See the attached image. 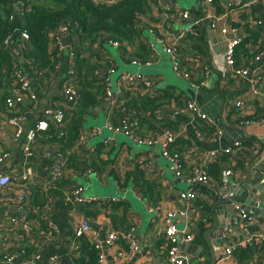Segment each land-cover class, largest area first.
I'll use <instances>...</instances> for the list:
<instances>
[{"label":"crops","instance_id":"obj_1","mask_svg":"<svg viewBox=\"0 0 264 264\" xmlns=\"http://www.w3.org/2000/svg\"><path fill=\"white\" fill-rule=\"evenodd\" d=\"M232 1L213 0L209 3L207 0H167L174 11V17L170 20L174 26L184 28L203 15L216 19L213 20L216 28L210 27L212 19L195 24L198 35L180 41L179 61L181 66L190 72L188 80L175 77L176 81L173 79L169 81L166 68L169 64L171 68L170 57L165 55V58L157 49H155L157 54H153L148 49V43L152 42L147 29L152 28L157 34H161L163 20L160 11L150 1L148 2L149 10L140 21V26L143 28L141 35L126 42L124 47L121 46L115 50L116 55H112L103 45L97 46L90 43L91 46L85 45L82 48L84 50L82 56L87 59L93 62L96 59L100 62L111 60L117 68L115 73H118V77L115 80L114 92L120 108L123 105L121 101L123 90L118 85L119 76L123 72H130L122 68H126L133 58L140 59L144 56L146 59L149 58L150 64L141 68L130 64L144 77V83L135 86V88L139 87V90L135 91V88H131L134 91L130 95L131 98H136L139 91L143 95L150 96L156 104L160 105L152 114L147 110L141 112L139 118L131 116L133 135L153 137L160 141L163 131L173 132L175 134L173 148L181 156L182 170L185 175H190L193 167L203 166L214 183L220 179L223 171L230 169L232 171L229 178L230 187L232 189L237 187L235 199L254 215L252 223L240 222L232 226L225 238L221 236L222 243L219 246L214 234L208 231L214 229L216 224L218 226L226 224V221L232 218L234 209L230 203L219 198L212 183H187L177 179L169 162L161 157L159 145L148 147L137 144L144 146L138 148L133 145L136 143H129V138L121 134H112L103 128L105 121L116 124L120 118L119 113H115L118 107L113 109L102 95L91 109L92 116L84 117L85 120L83 119L82 122L84 124V121L89 118L92 122L89 127H102L101 134L90 139L86 146L71 152V155L79 162H94L93 167L99 174L96 176L82 175L79 170L78 172L66 170L64 181L65 185L79 183L83 187V182L87 181L88 185L86 189L84 188V194L103 200L85 205L89 207L88 210L96 212L95 215H87V218L92 229L99 233L101 239L105 238L107 230L111 228H135L139 248L126 257L127 264H165V225L162 216L174 210L184 213L177 219V228L186 227L193 231L194 239L191 244L206 252L202 258H199L197 256L199 250H192L194 264L210 262L208 247L213 244L219 247H217L219 257L215 264H264L263 241L254 245L255 248L252 249L247 259L237 257L236 250L229 258H225L221 252L229 243L242 240L250 234H264V214L253 212L257 203L264 197V124L245 125L239 121V118H249L264 112V77L258 93H254L249 79L252 71L260 63L250 64L249 61L242 65L249 68V73L245 77L231 75L221 77L219 73L227 39L235 36L241 39L247 34V28L255 26V21H259L264 15V0L255 4L259 5V8L253 5L244 10H230ZM178 10H187L189 19L187 21L181 19L177 13ZM222 27L235 28L236 32L223 35L220 32ZM257 43L262 44V60L264 61V31L259 35ZM142 44L145 45L146 50L141 48ZM61 59L60 69L55 78L47 82L49 91L45 96H39L36 115L33 114L34 112L27 115L25 128L33 127L36 117L44 108L60 98L59 85L65 70L64 54ZM18 60L23 73L27 77H32L31 64L22 56ZM202 82L204 85L200 86ZM7 90L9 86L0 89V94ZM187 100L194 101L200 110L212 120V123L209 124L206 120L193 116L186 108ZM238 100L243 103L241 109L233 105V102ZM101 123H103L102 126ZM107 137L111 140L104 145L103 140ZM235 142H240V147L234 148L229 154L222 152ZM53 145L56 146V143ZM44 147H39L36 155L28 159L34 173L33 179L25 185L30 193V203H25L24 207L14 204L17 193L22 188L21 185L0 191V255L4 252H14L18 254L17 260L22 261L24 257H31L36 252L42 253L43 256L56 254L61 257V264H71L68 252L73 243L77 242L74 240V230L84 214L79 211L80 207L69 211L59 199L60 193H56L58 198L55 199L49 216L60 231L59 238L52 237V234L38 219L34 207L38 209L42 203L44 193L42 185L47 181L52 165L50 159L41 154ZM5 150L10 151V156L0 165V170L19 175L24 161L22 141L13 138L10 128L3 127L0 130V151ZM214 150L218 152L217 157L210 156V152ZM137 167L146 179L158 184L161 200L157 207H153L150 202L139 195L137 186L142 184L141 180L125 182L126 174ZM187 189L195 191L196 198L192 201L180 200L179 192ZM111 197L117 200L110 201ZM56 200H60L61 204L56 205ZM28 208L31 211L29 212L31 213L30 222L33 224L31 232L23 230L20 222V217ZM112 215L115 216L116 223L111 221ZM203 218L207 219L206 223L202 221ZM77 244L79 246L78 242ZM127 247L128 242L120 238L111 247L104 245L102 247L104 264H117V253L123 249L126 250ZM21 250L25 251V255L20 254ZM63 251L67 259H62Z\"/></svg>","mask_w":264,"mask_h":264},{"label":"built area","instance_id":"obj_2","mask_svg":"<svg viewBox=\"0 0 264 264\" xmlns=\"http://www.w3.org/2000/svg\"><path fill=\"white\" fill-rule=\"evenodd\" d=\"M28 1V0H27ZM94 4L112 5L117 0H90ZM155 5V7L160 11L163 16L161 25V34H157L154 29L148 28L147 32L150 37L155 40L162 52L168 55L171 59V70L173 75L178 79H190V72L183 68L179 61V45L180 41L187 37H195L198 35V31L195 29V24H201L212 19L210 23L211 28H216V23L211 18V16L203 15L194 23L181 28L174 26L172 20L174 11L171 9L170 4L167 0H148V2ZM213 0H207L211 3ZM261 0H233L230 5V10H244L250 8ZM17 14L21 16L23 14L24 5L21 3H15ZM177 13L181 19L187 21L189 19V12L187 10H178ZM12 18V16L10 17ZM220 32L223 35L228 33L236 32L235 28L227 29V27H222ZM69 23L60 22L54 29L49 33L50 37V49L51 52L55 53V57L58 59L54 63L52 71L49 72V76L42 75L46 73L44 68L38 65L31 64V69L33 71L32 77H27L20 68L19 53L22 52V44H28L29 35L26 31H21L20 41L21 43L16 45L13 43L12 34H8L2 42L1 47L9 54L11 59V64L9 66V96L5 98V110L0 113V130L3 127L10 128L11 134L14 139L22 141V151L24 156V161L21 165V171L19 175L10 174L5 171L0 170V191L5 190L12 186L21 185V190L17 193V197L14 204L19 207H24L25 203H30V193L28 192L25 185L33 179L34 173L32 166L28 162V159L36 155V150L41 146H45L42 156L50 159L52 165L49 169L48 179L42 185L43 190V200L40 207L34 209L37 211V217L40 222L46 227L47 231L52 234L55 239L59 238L60 231L52 221L49 216L50 209H52L53 203L57 196H54L50 191L54 189L55 183L63 178L66 171V164L69 159L71 152L77 150L82 146H86L87 142L101 134L102 127L110 131L112 134H121L134 143L139 145H146L152 147L159 145L160 155L171 165V169L177 179L184 180L187 183H203L210 184L212 179L208 174V171L203 166L193 167L190 175H185L182 170V159L179 153L171 152L168 150V145L175 140V134L170 130H165L160 135V141L153 137H139L132 133L131 129V116L133 111L126 112L124 108L121 111V117L118 123L114 124L110 121H105L102 127H89L84 128L83 124L79 128L78 135L74 140V144L70 149L61 150L59 145L54 146L53 144L40 143V139H48L51 135L49 131H55L58 137H61L64 133V128L69 119L70 114L77 107L79 100V95L77 91V83L81 79L76 71V50L79 46H91L89 41L81 42L77 37H69ZM64 37L69 39L68 45L63 44ZM105 41V40H104ZM240 37H231L227 39L224 52L222 53L221 61L222 66L220 67V76H238L245 77L249 73V68L247 66H235L234 60V49L239 43ZM104 44H108L115 50H118L122 45L119 41L106 39ZM93 45L100 46V43L94 42ZM148 49L154 54L156 53V47L153 43H148ZM65 55V70L62 75V80L59 85L60 98L54 100L49 106L44 108L39 116L36 117L33 127L25 128V121L27 115L34 112L36 115V109L39 106V96H45L49 91L47 87V82L55 78L56 73L60 69L61 56ZM157 54V53H156ZM263 51H259L254 55V57L249 62L253 64L255 62L260 63V65L254 69L250 75V84L252 91L258 93L259 87L263 81L264 77V61L262 60ZM218 62V60H215ZM130 64L136 68H141L150 64V61L141 62L138 58H133L130 60ZM37 66V67H36ZM224 66V67H223ZM223 67V68H222ZM115 65L111 60L101 62V66L92 72L91 78L103 77L102 84L104 85V98L109 102V104L115 108H119L120 104L117 103V96L115 92L111 90V80L110 75L116 72ZM42 77V78H41ZM41 78V79H40ZM140 83H144V77L139 73V70L131 72H123L119 76L118 85L124 90L125 86H130L134 88ZM204 82L200 84L203 86ZM119 92H121L118 89ZM186 108L189 110L193 116L199 119L206 120L207 123H212V120L203 113L200 108L192 100H187ZM233 105L237 109H241L243 103L238 100L233 102ZM34 115V116H35ZM240 123L245 125L253 124H264V112L261 115H252L249 118H239ZM110 137L103 140V144L107 145L110 142ZM240 142H235L231 147H228L222 151L223 153H232L234 148L240 147ZM217 150L211 151V157H217ZM10 156V151H0V165H2L5 160ZM90 162H87L85 166L82 167L80 174L82 175H94L96 176L98 171L94 169ZM232 171L227 169L222 172L220 179L215 181L214 186L216 188L217 194L221 200H226L234 209V214L232 218L223 226L221 236L224 238L229 233L232 226L238 225L240 222L250 224L254 221V215L247 211L240 202H238L235 197H237L236 188L232 189L230 186V176ZM84 187L79 183L65 185L60 193V200L63 205L67 207L69 211H74L80 206L86 204H92L97 201H103L95 196L85 195ZM135 193L137 194L136 190ZM178 198L183 201H192L196 198V193L193 190L181 191L178 194ZM110 201H116L117 198L111 197ZM105 202V201H104ZM259 203H257L258 206ZM28 208L25 213L20 217V222L22 229L31 232L33 229V224L30 222L31 212ZM261 209L264 211V200L262 201ZM35 213V212H32ZM184 214L181 211H169L163 214L162 220L165 225L164 228V241L166 245V259L165 264H194V256L187 253L181 248V244H189L194 239V232L190 231L188 228L178 229L177 219L179 215ZM161 217V216H160ZM203 222H207L206 218L202 219ZM80 237L87 238L93 249L97 252V263L104 264V254L102 247L105 245L111 247L120 238L128 242V247L126 250H121L117 253V264H127L126 257L139 248L135 237V228L130 227L128 229H114L111 228L107 230L104 239H101L99 233L92 229L90 221L84 215L80 218L75 230H74V240L76 241ZM260 241L264 242V234H250L242 240L234 241L225 246L223 254L225 258H229L233 255V252L237 249L253 248L254 245ZM78 242V241H77ZM73 243L68 255L71 264H76L73 261V255L77 254L78 244ZM20 254L25 255V251L21 250ZM18 254L14 252H4L0 255V264L10 263V264H61V257L56 254H51L48 256H43L42 253L36 252L32 254L31 257H24L22 261H18ZM263 264V263H259Z\"/></svg>","mask_w":264,"mask_h":264},{"label":"trees","instance_id":"obj_3","mask_svg":"<svg viewBox=\"0 0 264 264\" xmlns=\"http://www.w3.org/2000/svg\"><path fill=\"white\" fill-rule=\"evenodd\" d=\"M15 3L24 5L21 16L17 14L18 10ZM148 10V0H117L112 5L94 4L90 0H0V89L9 86L8 76L10 73L8 68L11 59L9 54L1 47L3 39L8 34H12V40L16 46L21 43V31L28 33V44H22V52L19 55L30 64L44 68L46 70V73L42 75L44 78V76H49L48 74L52 71L54 63L58 61L55 53L51 52L50 49L49 33L60 22L69 23V37L71 39L77 37L81 42L89 41L91 44L98 42L104 48L105 44L103 42L106 39H112L119 41L124 47L126 42L141 35L143 28L140 26V21L146 16ZM11 16L12 18H10ZM263 22L264 15L259 21H255L253 28H247V34L236 45L234 49L236 67L245 65L246 62L251 61L256 53L262 51V44H258L257 39L264 31ZM83 47L79 46L75 53L76 71L81 78L77 83L79 95L77 107L70 114L61 137H58L55 131L51 130L49 131L51 136L48 139H40V143H56L61 150L72 147L84 117L92 116L91 109L102 95L104 97L103 77L91 78L92 72L101 66V62L99 59L93 62L82 56L84 54ZM141 48L144 49L145 45L142 44ZM139 60L145 62L149 58L146 59L144 56ZM134 90H139V87ZM134 90L127 86L122 91L123 100L121 101H123V105L121 108L119 107L120 109L115 110L116 114L119 113V118L121 117L122 108L126 112L133 111V118H139L141 112L148 110L152 114L160 105L156 104L150 96L143 95L139 91L136 98H131L130 94ZM9 94L8 90L1 92L0 106L2 110L0 112L5 110V98ZM174 141L168 145V150L179 153L173 148ZM85 165L84 161L79 162L70 154L66 170L78 172ZM90 165L93 167L95 164L91 161ZM124 180L125 182L141 180L142 184L137 186L139 195L150 202L153 207L158 206L161 200L158 184L155 181L146 179L138 167L127 173ZM65 183L64 177L60 178L55 183L52 194L56 196V193L63 189ZM87 208L89 207L85 205L80 206L79 211L86 217L87 215L96 214L95 211ZM111 221L116 223L114 215L111 216ZM77 241L79 243L78 251L76 255L72 256L74 257V263L96 264L97 252L93 249L90 241L85 237H80ZM254 248L255 246L253 248L237 249L235 255L247 259Z\"/></svg>","mask_w":264,"mask_h":264},{"label":"water","instance_id":"obj_4","mask_svg":"<svg viewBox=\"0 0 264 264\" xmlns=\"http://www.w3.org/2000/svg\"><path fill=\"white\" fill-rule=\"evenodd\" d=\"M254 6H255L256 8H259V5H254ZM68 43H69V39H68L67 37H64V39H63V44L66 46V45H68ZM109 52L111 53L110 50H109ZM111 54L113 55V53H111ZM109 134H111V133H109ZM128 141H129V143H131V144L133 143V141H132L131 139H128ZM263 200H264V197H262V199L259 201L258 206L253 210V212H254L255 214H258L259 212H260L261 214H264L263 210H261V206H262V201H263ZM55 204H56V205H57V204H61V201H60V200H56ZM228 221H229V220H228ZM228 221H226V223H227ZM224 225H225V223L220 224L219 226L216 224L215 227H214V229H212L211 231H208V232H210L211 234H214L215 239L218 240V245H219V246H220L221 243H222L221 232H222V228H223ZM218 245L213 244V245H210V246L208 247V254L211 256V260H210L209 263H205V264H215V263H216L217 258L219 257V255H218L219 252L217 253L218 248H219ZM217 247H218V248H217ZM181 248H182L183 250H185L187 253H190V254H191V251H192V250H194V251L199 250V251H198V254H197V256H198L199 258H202V256L206 253L205 251H203V249H199V247H197L196 245L191 244V243H189V244H181ZM221 252L223 253V250H222ZM63 253H65V251H63L61 254L63 255ZM62 259H67V257H65V256L63 255ZM3 264H10V263H3Z\"/></svg>","mask_w":264,"mask_h":264},{"label":"rangeland","instance_id":"obj_5","mask_svg":"<svg viewBox=\"0 0 264 264\" xmlns=\"http://www.w3.org/2000/svg\"><path fill=\"white\" fill-rule=\"evenodd\" d=\"M150 41L153 43V45L156 47V49L158 50V52L160 53V54H163L164 55V57L166 58V56H165V54L162 52V50H161V48H160V46H159V44L155 41V40H153L152 38H150ZM105 48L109 51H111V53H113V55H116V52H115V49L114 48H112L111 46H109L108 44H105ZM122 68V67H121ZM122 70H128V71H130V72H135L137 69H135L134 67H132L131 65H130V63H129V65H127V67L126 68H122ZM121 70V71H122ZM166 71L168 72V74H167V77H169V78H167L169 81H172L171 79H173V80H175L176 78H175V76L172 74V70H171V68H170V64H169V66L166 68ZM171 72V73H170ZM172 74V75H171ZM173 76V77H172ZM118 77V73H114V74H111L110 75V80H111V90L112 91H114L115 90V87H114V84H115V80H116V78ZM176 81V80H175ZM182 86V85H181ZM92 124V122H91V120L89 119V118H87V120L86 121H84V124H83V127L84 128H88L89 127V125H91ZM103 125V123H101V126ZM106 135V134H105ZM90 142V141H89ZM133 145H135L136 147L138 146L137 144H133ZM139 147H144V146H138V148ZM79 182H81V181H79ZM83 184H84V188L86 189L87 188V181H84L83 182ZM87 195V194H86Z\"/></svg>","mask_w":264,"mask_h":264}]
</instances>
